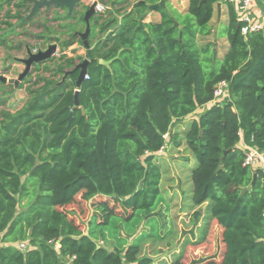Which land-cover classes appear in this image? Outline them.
Returning a JSON list of instances; mask_svg holds the SVG:
<instances>
[{
  "label": "trees",
  "instance_id": "16d2710c",
  "mask_svg": "<svg viewBox=\"0 0 264 264\" xmlns=\"http://www.w3.org/2000/svg\"><path fill=\"white\" fill-rule=\"evenodd\" d=\"M99 1L106 10L91 16L88 56L67 50L84 47L76 26L85 30L92 2L65 8L59 18L77 24H59L68 38H57L47 24L44 34L26 29L41 10L28 16L31 0H0V48H34L19 36L60 47L17 86L27 94L20 108H6L16 86L0 80V264H152L141 254L151 234L131 233L108 249L99 241H107L110 221L92 216L85 231L60 207L79 193L85 200L102 195L133 210L128 226L140 215L150 216L145 223L161 220L158 153L182 147L196 159L190 208L210 202L211 218L223 228L222 259L202 263L264 264V174L245 164L248 146L264 151V30L245 36L231 2L217 27L218 0H188L184 11L165 0L146 30L141 20L162 0ZM222 36L228 48L219 59L213 49ZM221 81L228 88L216 99ZM201 217L196 209L193 223Z\"/></svg>",
  "mask_w": 264,
  "mask_h": 264
},
{
  "label": "rangeland",
  "instance_id": "374dc122",
  "mask_svg": "<svg viewBox=\"0 0 264 264\" xmlns=\"http://www.w3.org/2000/svg\"><path fill=\"white\" fill-rule=\"evenodd\" d=\"M213 37L214 35L210 39ZM222 38L227 43L216 47V50L218 49L216 55L219 59H222L228 48L226 37L222 36L218 39ZM15 39L17 40V38ZM18 40L34 46L32 49L29 48L32 51L37 50L38 47L44 49V45H39V41L36 39L21 37ZM72 48H78L79 54L86 53V48L75 43L67 50L70 55H72ZM27 49L28 47H24L22 50L0 48V76L5 77L6 82L9 83V80L17 79L24 70L25 64L22 59L28 57ZM59 50L58 46L57 54ZM15 88L16 90L11 93L10 100L6 105V108L11 110L20 108L27 98L24 89ZM202 110L198 109L186 120L198 116ZM158 154L161 156L159 162L163 171L161 183L163 199L157 209H161L166 214L163 219L157 218L150 223H145V219H149L150 216L143 218V215H140L141 220L133 221L132 225L128 226L127 223L134 220L131 208H125L108 196L98 195L91 200H85L82 193H79L72 203L60 207V209L64 210L69 218L85 231L92 216H95L98 222L110 221L109 228L104 231L107 241H99V244L105 245L108 249L118 246L119 240L125 236L130 241L131 233L139 234L143 230L146 231L151 235L144 239L141 254L149 255L153 260L152 264H203L202 260L210 256H214L216 260L220 261L225 250L223 228L211 218V203L205 202L201 206L190 208L192 200L191 172L196 165L194 155L184 147L180 150L169 148ZM187 156L189 160H185ZM196 209L202 210V217L197 224H194L193 212ZM127 219L128 222L125 221Z\"/></svg>",
  "mask_w": 264,
  "mask_h": 264
},
{
  "label": "crops",
  "instance_id": "0c3cea01",
  "mask_svg": "<svg viewBox=\"0 0 264 264\" xmlns=\"http://www.w3.org/2000/svg\"><path fill=\"white\" fill-rule=\"evenodd\" d=\"M93 1H96V0H86L85 2L88 3V2H93ZM137 1H143V0H130L132 4ZM239 1L240 0H232V1L231 0H218V2L215 5V15L213 18L214 25L218 27L221 22L223 23L227 19L228 12H229V2H231L234 5L237 11V5ZM98 2H101V1L98 0ZM169 2L179 11H184L188 5V0H169ZM31 6L33 7L32 0H31ZM65 8L66 7H60L56 5H51L49 7H46V6L41 7V10L39 11V13L33 18L32 22L26 26V29L35 34H44L45 32L44 25L47 24L48 26L57 28V31H58L57 38H66L67 35L64 33L63 29L59 27V24H64L66 22L77 24V21L75 19L65 21L59 18V17H63L66 14L67 11ZM68 12L71 13L69 10ZM250 14L253 20L261 23V25L263 26V30H264V0H252L250 3ZM56 17L58 19L55 20L54 18ZM159 19H160V13L155 10H152L149 12V14L143 20V22L145 24L146 22L156 21ZM13 22H15V20H13ZM80 27L81 25L78 23L76 26L77 33L80 32L78 31ZM21 37L22 36L17 37V40ZM41 42L42 41H39V45L42 44ZM217 43H218V46H220V45L226 44L227 42L226 40L224 41V39L222 38V39H218ZM211 104L212 103H210L208 106H210ZM240 146L245 147L246 145L243 142H241Z\"/></svg>",
  "mask_w": 264,
  "mask_h": 264
},
{
  "label": "water",
  "instance_id": "95a60500",
  "mask_svg": "<svg viewBox=\"0 0 264 264\" xmlns=\"http://www.w3.org/2000/svg\"><path fill=\"white\" fill-rule=\"evenodd\" d=\"M32 1H33V7H32V9H31V11L29 13V16H32L39 8L44 7V6L49 7L51 5H56V6H60V7H66V8H68V10L70 12H72L73 9L75 8V6L78 3L85 2L86 0H32ZM160 5L164 6L165 5V0H162L159 4L150 5V10H155ZM95 6H96V2L94 1V2L91 3L89 9L85 12L84 20L86 22V28H85L84 32L80 33V36L82 38L84 47L87 50L88 56H91V48H90V44H89V41H88V37H89V34L91 32L90 19H91V16L96 13ZM219 6H220V4H219ZM140 26L144 27L146 30H148V28L145 27V24H144L143 20H141ZM57 51H58L57 43L49 45V47L47 49H45V50L39 49L36 52H34V51H32V50H30L28 48L27 49L28 57L25 58V59H22V61L25 64L24 70L19 74L17 79L9 80L10 81L9 83H14L15 86L17 87L19 85V83L25 77H27V75L29 74V72L31 71L32 67L35 64H38V63H41V62H44L46 60L51 59L54 55L57 54ZM213 53H214V57H215L216 54H217L216 48L213 49ZM89 61H90L89 58H85L84 61L81 62L78 65L81 68V71H80V74H79V77H78V80H77V85L78 86L84 80V76H85V73H86V70H87V65H88ZM0 80L5 82V83H8V82H6L7 80H6L5 77L0 76ZM79 104L80 103L78 101V94H77L76 98H75V105L79 106ZM238 146H240V144ZM221 160H222V158H221ZM256 178H257V174H254L253 182L255 181ZM245 190H246V188H245Z\"/></svg>",
  "mask_w": 264,
  "mask_h": 264
},
{
  "label": "built area",
  "instance_id": "2783aa9c",
  "mask_svg": "<svg viewBox=\"0 0 264 264\" xmlns=\"http://www.w3.org/2000/svg\"><path fill=\"white\" fill-rule=\"evenodd\" d=\"M251 1L252 0H240L237 5L238 17L244 23L242 26V33L245 36L251 34L252 32L263 30V26L261 25V23L256 22L251 17V14H250ZM95 2H96V6H95L96 12L101 13L106 10V6L102 2H98V0H96ZM36 51L37 50H34V52ZM87 77L88 76H86V78ZM227 88H228L227 82L221 81L215 89V93H214L215 98L220 99L222 98V96H225ZM245 153H246L245 164L250 165V166L259 167L264 174V151L260 150L259 148L255 146H248ZM1 244H2V241H1V235H0V245ZM19 247L22 250H25L27 248V244L24 242H21L19 244Z\"/></svg>",
  "mask_w": 264,
  "mask_h": 264
},
{
  "label": "flooded vegetation",
  "instance_id": "af4514ba",
  "mask_svg": "<svg viewBox=\"0 0 264 264\" xmlns=\"http://www.w3.org/2000/svg\"><path fill=\"white\" fill-rule=\"evenodd\" d=\"M84 31H85V30H84ZM84 31H82V32H84ZM78 33H79V36H80V33H81V32H78ZM80 37H81V36H80ZM48 47H49V46H48ZM48 47H47V48H48ZM47 48H45V49H47ZM45 49H44V50H45Z\"/></svg>",
  "mask_w": 264,
  "mask_h": 264
}]
</instances>
